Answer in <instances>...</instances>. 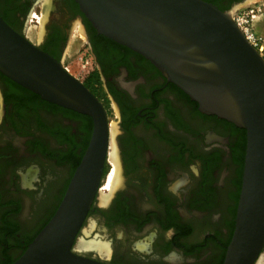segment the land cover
Wrapping results in <instances>:
<instances>
[{
  "label": "flooded vegetation",
  "instance_id": "obj_1",
  "mask_svg": "<svg viewBox=\"0 0 264 264\" xmlns=\"http://www.w3.org/2000/svg\"><path fill=\"white\" fill-rule=\"evenodd\" d=\"M204 1L228 10L244 0ZM40 2L0 0V15L27 37L29 18L39 23L32 10ZM48 7L33 43L62 61L71 29L80 28L99 76L93 93L117 127L119 185L101 191L112 168L108 143L84 222L92 218L94 242L80 253L106 264H222L245 130L201 112L148 59L99 34L74 0ZM88 118L0 73V264L14 261L54 213L88 143Z\"/></svg>",
  "mask_w": 264,
  "mask_h": 264
},
{
  "label": "water",
  "instance_id": "obj_2",
  "mask_svg": "<svg viewBox=\"0 0 264 264\" xmlns=\"http://www.w3.org/2000/svg\"><path fill=\"white\" fill-rule=\"evenodd\" d=\"M92 27L148 59L198 109L245 130L241 187L222 264H259L264 249V57L204 0H74ZM0 73L45 101L87 115L91 134L54 213L10 264H106L74 248L98 193L109 143L106 109L63 63L0 15Z\"/></svg>",
  "mask_w": 264,
  "mask_h": 264
},
{
  "label": "rangeland",
  "instance_id": "obj_3",
  "mask_svg": "<svg viewBox=\"0 0 264 264\" xmlns=\"http://www.w3.org/2000/svg\"><path fill=\"white\" fill-rule=\"evenodd\" d=\"M45 4V5H44ZM50 5V0H41L39 6L36 7V10H32L36 12V19H38L39 23L35 21H31L30 18L26 22L24 31L27 37L33 42L39 39L42 32V24L44 17L47 15V9ZM236 12L255 13L253 19V29L257 36L261 37V41L258 46V51L264 56V0H244L237 8ZM235 12V13H236ZM34 19V18H33ZM73 28V26H72ZM85 36L82 33L80 28H76L74 31L71 29L69 34V39L66 48V56L62 59V63L64 66L68 68V71L76 76L79 80L83 81L86 76L91 72L94 67L91 59V55L88 52V49L85 44ZM100 88V92L104 95L103 88ZM109 103L107 97L104 96V103ZM107 107L109 105L106 104ZM109 124L113 123L115 125L116 131V123L113 122L115 120L114 115L109 113ZM111 129V128H110ZM115 131V135H116ZM109 153L111 151V142L109 143ZM116 147V146H115ZM109 161V160H108ZM112 165V164H111ZM106 181L110 175V172H107ZM106 181L102 186H105ZM109 189H101V191H106ZM101 196V195H99ZM108 196V195H106ZM91 217H89L81 229V232L78 234V238L74 244V248L79 250L80 252H89L90 244L92 241L93 233L91 228ZM103 247L99 248L102 249ZM98 249V250H99ZM259 264H264V249L260 256Z\"/></svg>",
  "mask_w": 264,
  "mask_h": 264
},
{
  "label": "bare ground",
  "instance_id": "obj_4",
  "mask_svg": "<svg viewBox=\"0 0 264 264\" xmlns=\"http://www.w3.org/2000/svg\"><path fill=\"white\" fill-rule=\"evenodd\" d=\"M115 131H116L115 125L113 123L109 124V132H110L109 143L111 142V151H110V155L108 156V159L112 163V168L110 171V175L105 184V189H109V191H114L115 190L114 187H117V185H119L120 171L118 167V152L115 147ZM107 197L108 196L101 197V201L106 202L108 200Z\"/></svg>",
  "mask_w": 264,
  "mask_h": 264
},
{
  "label": "built area",
  "instance_id": "obj_5",
  "mask_svg": "<svg viewBox=\"0 0 264 264\" xmlns=\"http://www.w3.org/2000/svg\"><path fill=\"white\" fill-rule=\"evenodd\" d=\"M256 15L255 13H242L236 12L233 14V19L241 29L244 34V37L256 48L258 49L259 43L262 40L260 36H257L255 30L253 29V17ZM64 68L68 71V68L64 66Z\"/></svg>",
  "mask_w": 264,
  "mask_h": 264
},
{
  "label": "trees",
  "instance_id": "obj_6",
  "mask_svg": "<svg viewBox=\"0 0 264 264\" xmlns=\"http://www.w3.org/2000/svg\"><path fill=\"white\" fill-rule=\"evenodd\" d=\"M264 57V56H263ZM99 81V76L96 74V72L95 71H92V72H90L87 76H86V78L83 80V83H84V85L91 91V92H94V88H95V85H96V83ZM14 83V82H13ZM87 116V115H86ZM87 117H89V116H87ZM88 123H89V134H91V129H92V120H91V118L89 117L88 118ZM89 137H90V135H89ZM245 143H246V138L244 137V154H245ZM86 144L87 143H85V146H84V149L86 148ZM83 149V150H84ZM84 152V151H83ZM83 154V153H82ZM243 157H244V155H243ZM81 158V157H80ZM244 163V158L242 159V164ZM243 168V167H242ZM240 174H241V176H242V170L240 171ZM10 264V263H9Z\"/></svg>",
  "mask_w": 264,
  "mask_h": 264
}]
</instances>
